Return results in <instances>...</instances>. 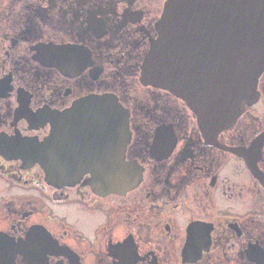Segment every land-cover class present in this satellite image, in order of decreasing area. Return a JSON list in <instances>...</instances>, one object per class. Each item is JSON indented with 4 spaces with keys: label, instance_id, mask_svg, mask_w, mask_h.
<instances>
[{
    "label": "flooded vegetation",
    "instance_id": "flooded-vegetation-1",
    "mask_svg": "<svg viewBox=\"0 0 264 264\" xmlns=\"http://www.w3.org/2000/svg\"><path fill=\"white\" fill-rule=\"evenodd\" d=\"M166 1L0 0V264H264V72L234 124L203 133L141 79ZM110 98L128 139L87 115ZM54 121L60 165L80 166L67 183L34 155L52 159Z\"/></svg>",
    "mask_w": 264,
    "mask_h": 264
},
{
    "label": "water",
    "instance_id": "water-1",
    "mask_svg": "<svg viewBox=\"0 0 264 264\" xmlns=\"http://www.w3.org/2000/svg\"><path fill=\"white\" fill-rule=\"evenodd\" d=\"M163 8L156 26L158 37L142 63V81L185 100L203 133L228 129L258 96V79L264 72V0H167ZM206 33L216 38L212 51L195 40L197 34ZM88 109L91 111L87 115L96 119L93 123L112 125L115 139L120 133L124 139L130 137L128 113L115 99L95 101ZM52 133V159H45L47 143L40 144L34 155L49 182L67 183L66 170L78 172L80 166L60 165L56 121ZM116 167L120 174L126 164L121 160ZM140 177L118 175L116 181L129 187ZM103 182L108 181L96 178L91 184L100 188Z\"/></svg>",
    "mask_w": 264,
    "mask_h": 264
}]
</instances>
